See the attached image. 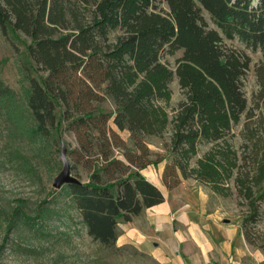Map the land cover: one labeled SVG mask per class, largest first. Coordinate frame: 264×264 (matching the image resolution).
<instances>
[{"label":"trees","instance_id":"16d2710c","mask_svg":"<svg viewBox=\"0 0 264 264\" xmlns=\"http://www.w3.org/2000/svg\"><path fill=\"white\" fill-rule=\"evenodd\" d=\"M0 36L15 54L18 85L0 78V175L11 171L34 182L40 168L49 177L61 171L62 125L75 138L65 156L76 179L32 207L0 202V252L22 253L25 237L51 236L52 223L71 211L100 247L117 249L118 222L164 200L142 170L166 157L161 180L168 190L186 179L222 197L233 187L238 205L248 206L241 231L256 245L247 225L264 205V63L255 70L259 89L247 108L241 79L250 58L224 39L264 57V0H0ZM22 36L24 53L16 43ZM177 51L171 68L162 58ZM174 79L183 98L170 114ZM106 98L113 113L96 105ZM243 113L238 153L232 128ZM110 119L128 132L130 146ZM148 138L163 140L165 153H152ZM203 144L210 147L198 155ZM258 247L264 253V242ZM124 253L104 252L92 264H123L114 260Z\"/></svg>","mask_w":264,"mask_h":264},{"label":"rangeland","instance_id":"374dc122","mask_svg":"<svg viewBox=\"0 0 264 264\" xmlns=\"http://www.w3.org/2000/svg\"><path fill=\"white\" fill-rule=\"evenodd\" d=\"M164 9H167L163 3ZM204 19L210 28H215V24L206 11H202ZM27 40L22 36L20 41H16L20 50L25 52V45ZM226 45L235 48L238 51L244 52L250 58L248 69L245 75L242 77V90L247 99V108L254 106L255 94L259 89V84L256 77V68L258 65L264 63V57L259 50H253L250 47L245 46L237 39L229 40L224 39ZM182 52L177 51L174 55L165 56L162 61L167 63L171 68H174L175 59L181 56ZM15 54L8 43H6L0 36V78H2L8 85L13 88H18L17 76L14 68ZM172 89V96L168 106L169 113L171 114V108L175 106L178 101L183 98V94L177 80L174 79L170 83ZM99 109L113 113L114 106L109 98H106L103 102L96 104ZM257 112V111H256ZM57 118L60 116L59 106L56 108ZM245 114L241 116V120L238 124L233 126L232 132H234V138L232 144L234 148L240 151V144L242 143L241 130L246 121ZM109 127L116 130L117 133L126 141L130 146L131 142L128 138V132L118 131L114 126L112 119L108 121ZM60 140L62 150L65 149L67 143L74 144L75 138L73 133L63 130V126L60 127ZM168 134L164 136L163 140H167ZM163 140L159 138H148L147 144L152 153L159 152L165 153L163 148ZM210 147V144H203L199 146L198 155ZM115 153L119 155V152L115 150ZM121 157V156H119ZM169 157L158 165H149L144 172V176L148 178L156 179L159 177L162 171L164 162L169 161ZM57 160H60V154H57ZM61 168V167H60ZM60 171V170H59ZM58 170L49 177L46 175L44 168H40V180L32 182V180L22 179L16 177L11 171H5L0 175V202L6 208L15 206L18 202L22 201L28 207L34 206L39 200L44 197L51 198L50 191L54 189L52 187L53 178L58 174ZM85 174L83 173V178ZM182 182V181H181ZM183 183V182H182ZM188 184L201 185L209 192V202L212 206L219 207L227 219V223L238 224L241 226L242 221L248 214V206L246 204L238 205V198L232 187V194L228 197H222L213 193L207 186L199 184L193 179L186 180ZM232 184V183H231ZM69 214H63L62 219H56L50 228L51 236L36 237L27 236L23 242L27 247H23L22 253L13 252H0V262L2 264H46L50 259H60V262H70L74 264H92L96 257L103 256L104 252H125L128 254L118 255L114 262H121L123 264H161L151 254L148 253V247H142L139 243L129 242L122 245L115 244L117 249H104L100 245L93 241L92 238L86 233V230L79 222V218L75 212ZM224 219V220H225ZM223 220V221H224ZM120 225H127L122 221L118 222L117 234L124 232L125 230L120 228ZM253 236L255 237L256 245L252 247L262 250L258 245L264 242V205L261 206L260 218L255 223H249L247 225ZM3 235V225L0 220V241ZM29 252V253H26ZM31 252V253H30ZM131 252H139L138 254H132ZM263 256L264 253L262 252ZM107 257V256H106ZM105 257V258H106ZM113 256H109L108 259L113 260ZM264 264V260L260 262Z\"/></svg>","mask_w":264,"mask_h":264},{"label":"crops","instance_id":"0c3cea01","mask_svg":"<svg viewBox=\"0 0 264 264\" xmlns=\"http://www.w3.org/2000/svg\"><path fill=\"white\" fill-rule=\"evenodd\" d=\"M145 177L164 200L123 222L127 225L120 228L125 233L117 234V245L139 243L161 264H260L264 260L262 252L246 242L238 224L223 221L224 213L210 204L204 187L186 179L168 190L161 174L156 179Z\"/></svg>","mask_w":264,"mask_h":264},{"label":"water","instance_id":"95a60500","mask_svg":"<svg viewBox=\"0 0 264 264\" xmlns=\"http://www.w3.org/2000/svg\"><path fill=\"white\" fill-rule=\"evenodd\" d=\"M61 161L63 163L61 171L54 177L52 181V187L54 189H57L60 187V185L64 182L68 181H75L76 179L70 175L69 171V163L65 156V149L61 151L60 155ZM224 222H227V219L224 220Z\"/></svg>","mask_w":264,"mask_h":264}]
</instances>
